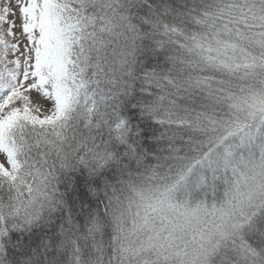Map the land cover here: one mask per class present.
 <instances>
[{"label": "snow or ice", "instance_id": "6c2138e0", "mask_svg": "<svg viewBox=\"0 0 264 264\" xmlns=\"http://www.w3.org/2000/svg\"><path fill=\"white\" fill-rule=\"evenodd\" d=\"M0 155V264H264V0H8Z\"/></svg>", "mask_w": 264, "mask_h": 264}, {"label": "rangeland", "instance_id": "374dc122", "mask_svg": "<svg viewBox=\"0 0 264 264\" xmlns=\"http://www.w3.org/2000/svg\"><path fill=\"white\" fill-rule=\"evenodd\" d=\"M7 2H8V0H1L0 1V7H3ZM13 2H14V0H13ZM17 28H19V24H17ZM1 158L4 159V157L2 155H0V160H3Z\"/></svg>", "mask_w": 264, "mask_h": 264}, {"label": "bare ground", "instance_id": "6f19581e", "mask_svg": "<svg viewBox=\"0 0 264 264\" xmlns=\"http://www.w3.org/2000/svg\"><path fill=\"white\" fill-rule=\"evenodd\" d=\"M1 1V0H0Z\"/></svg>", "mask_w": 264, "mask_h": 264}]
</instances>
